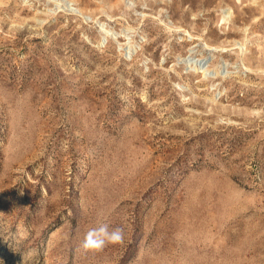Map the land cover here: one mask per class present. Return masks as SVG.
I'll return each instance as SVG.
<instances>
[{
  "label": "rangeland",
  "instance_id": "374dc122",
  "mask_svg": "<svg viewBox=\"0 0 264 264\" xmlns=\"http://www.w3.org/2000/svg\"><path fill=\"white\" fill-rule=\"evenodd\" d=\"M0 264H264V0H0Z\"/></svg>",
  "mask_w": 264,
  "mask_h": 264
},
{
  "label": "clouds",
  "instance_id": "9594fccd",
  "mask_svg": "<svg viewBox=\"0 0 264 264\" xmlns=\"http://www.w3.org/2000/svg\"><path fill=\"white\" fill-rule=\"evenodd\" d=\"M124 239V230L121 227L112 228L108 223H100L90 229L80 245L84 252L101 251L108 244H119Z\"/></svg>",
  "mask_w": 264,
  "mask_h": 264
}]
</instances>
